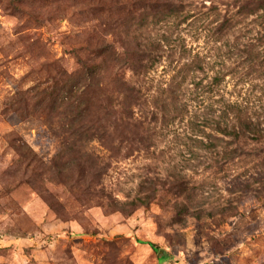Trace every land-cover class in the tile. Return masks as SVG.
I'll list each match as a JSON object with an SVG mask.
<instances>
[{"label":"rangeland","instance_id":"rangeland-1","mask_svg":"<svg viewBox=\"0 0 264 264\" xmlns=\"http://www.w3.org/2000/svg\"><path fill=\"white\" fill-rule=\"evenodd\" d=\"M0 264H264V0H0Z\"/></svg>","mask_w":264,"mask_h":264},{"label":"trees","instance_id":"trees-1","mask_svg":"<svg viewBox=\"0 0 264 264\" xmlns=\"http://www.w3.org/2000/svg\"><path fill=\"white\" fill-rule=\"evenodd\" d=\"M137 45H138V43H137ZM112 50V49H111ZM141 51V49H137V53H139ZM147 52V50H145V49H142V53H146ZM123 54H125V53H123ZM110 57H119V58H121L122 56H119V55H113L112 53L110 54ZM83 63V62H82ZM137 66H139V67H142V66H140V62H138V64H137ZM89 73V75H90V77H92L93 76V72H92V70L90 71V72H88ZM71 95H72V97L71 98H73L76 94L73 92V91H71ZM133 97H136V93L135 94H133ZM74 99L75 100H77L78 99V97H74ZM63 101V100H62ZM70 104H72V102H71V99H70ZM78 107H80V105L77 103L76 104V106H75V108H78ZM63 114V111H61L60 112V115H62ZM249 131L250 132H252L253 131V134L254 135H259L261 132L258 130V128H256L255 129V127H251V128H249ZM232 134H233V136L235 137V138H237L238 137V135H239V133L238 132H232ZM210 145V144H209ZM162 258H166V259H170V257H168L167 255H165L164 254V256H162Z\"/></svg>","mask_w":264,"mask_h":264}]
</instances>
